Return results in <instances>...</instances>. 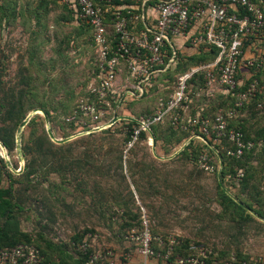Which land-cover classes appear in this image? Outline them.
Instances as JSON below:
<instances>
[{
    "label": "rangeland",
    "instance_id": "1",
    "mask_svg": "<svg viewBox=\"0 0 264 264\" xmlns=\"http://www.w3.org/2000/svg\"><path fill=\"white\" fill-rule=\"evenodd\" d=\"M41 3L46 2L0 0V14L4 7L15 11L9 23L0 27V96L22 90L38 104H46L51 114L48 125L56 138L84 133L63 143V150L67 151L62 150L64 154L58 151L56 158L48 155L45 162L51 169L41 168L30 177L33 178L30 183L24 177L11 178L2 173L1 185L13 189L12 199L17 203L14 215L20 229L34 239L40 240L42 235L68 247L74 233L89 230L84 242L96 252L109 248L117 254L120 264H140L135 252L136 241L124 238L120 230L125 206L122 201L129 199V209L145 213L149 229L169 232L173 237L207 241L211 247L239 251L264 264V225H261L264 217L252 208L253 214L244 208L257 221L252 220L240 228L231 220V211L235 208L221 203L217 187L219 152L212 145L209 147L217 156L211 158L214 171L197 172L195 163L185 158L172 160L186 141L174 146L160 143L156 147L152 145L149 129L146 139L130 153L136 138L131 143L124 141L128 131L126 123L106 126V119L102 128L92 130L99 127V122L91 124L92 114L80 110L86 89L95 82L88 61L93 55L92 48L84 37H78L76 22L65 18L69 13L63 4L46 3L49 4L46 9L40 7ZM73 38L78 39L70 46L69 40ZM129 104L121 108L125 110ZM155 104L148 96L143 102H132L131 107L146 105L150 109ZM35 108L43 107H33L26 116ZM237 120L246 121L253 137L255 130L264 128V108L255 109L254 114L244 110ZM43 129L48 136L43 115H33L22 130L21 145L43 136ZM261 146L258 142L250 165L253 168L263 165L261 189L264 191ZM121 154L123 161L119 160ZM11 155L12 164H18L16 153ZM36 156L44 157L39 153ZM132 172H136L134 184ZM227 182L224 186L248 208L251 203L248 198L255 204L252 195L240 191L237 180ZM232 183L238 186L229 189ZM2 222L0 218V224ZM133 231L137 234L141 230Z\"/></svg>",
    "mask_w": 264,
    "mask_h": 264
},
{
    "label": "built area",
    "instance_id": "2",
    "mask_svg": "<svg viewBox=\"0 0 264 264\" xmlns=\"http://www.w3.org/2000/svg\"><path fill=\"white\" fill-rule=\"evenodd\" d=\"M70 8H75L79 17L92 28V44L95 46V57L99 64V81L89 86L91 92L98 95L99 102L105 103L104 96L111 93L117 96L118 104L113 116L106 120L105 108H97L93 103L80 105L85 114H92V120L101 127L119 114L123 98L139 97L151 85L152 80L160 73L173 67L177 50L180 47L177 39L183 44L195 49L203 45H215L218 55L214 62L191 68L179 76L175 91L171 94L166 106L160 103V108L152 118H135L139 128L135 129L132 138H137L140 130H149L152 123L161 122L164 115L182 107L186 101V82L195 73L205 69L206 85L210 91L214 85L234 92L242 82L241 75L250 76L249 68L256 67L264 70V10L253 0H60ZM118 2V3H117ZM119 2L122 3L119 4ZM239 8L245 12L241 14ZM140 21L145 27L139 33L132 32L134 25ZM107 27L113 29L112 36L107 34ZM168 43L172 56L166 62L163 53L164 45ZM122 60L126 64L122 66ZM126 67L128 78L121 81L122 68ZM241 72V73H240ZM240 73V74H239ZM129 79V80H128ZM256 89L255 84L249 88V94ZM238 97L237 106L246 100L247 93ZM264 95V84L262 88ZM183 111L187 106L183 105ZM126 116V115H124ZM180 117H173L175 122ZM119 121V120H118ZM117 122V121H116ZM215 135L223 136L233 144L228 149L231 155L240 156L244 150L252 147L251 142L244 141L240 130L227 129V121L222 114L214 118ZM184 128L189 125H199L202 133L209 134V119L185 117ZM193 135V136H197ZM202 136V135H201ZM198 138V137H196ZM216 140V139H215ZM11 159L7 149L0 142V158ZM199 166L203 171L213 172L211 158L203 154L199 158ZM20 163L16 170H20ZM145 213L142 215V229L135 234L133 230L125 236L135 240L138 253L143 263L150 260L161 261L164 264H250L247 260L239 261L231 254L230 260H218L212 247L204 243H191L186 255L178 254L173 257L174 247L181 243L176 237L167 235L169 245L162 247L165 239L153 236L148 228ZM89 243L83 242L81 248L86 251ZM106 259L105 264H118L113 258V251L104 248L89 255L88 263L95 264L98 259ZM256 261V260H255ZM0 264H47L40 250L33 244H18L14 247L0 249Z\"/></svg>",
    "mask_w": 264,
    "mask_h": 264
},
{
    "label": "trees",
    "instance_id": "3",
    "mask_svg": "<svg viewBox=\"0 0 264 264\" xmlns=\"http://www.w3.org/2000/svg\"><path fill=\"white\" fill-rule=\"evenodd\" d=\"M44 1L51 4L55 2L63 4V7L69 13V16L65 17L67 18V21L71 20L76 22L78 37H84L92 48L93 55L90 56V59L88 61L91 67V77L93 76L95 79L94 83H97L99 81L98 74L100 68L95 57V46L91 41V26L79 17V14L75 8H70L60 0ZM253 1L256 4H260L262 9L264 10V0ZM95 2L98 3L97 0H95ZM46 3H41L39 5L42 8H46L47 5H49ZM119 4L122 5L121 2H119ZM14 12V10L8 11V8L5 7L2 8V14H0V27H2L4 24L7 25V23H9V17H14ZM239 12L243 14L245 11L242 8H239ZM134 26L135 27H133L131 30L136 34L145 29L140 21H138ZM107 34L112 36L113 29L111 27H107ZM77 39L78 38H73L69 40L68 44H70V46L73 45V43H75ZM177 51L176 61L173 67H169L167 70L160 72L152 80L151 85L144 91L141 96H131L129 98H123L119 108V110L121 109V111H119L121 112V114L126 116H133L137 119L152 118L161 107L160 103H163L166 106L167 102L170 100L171 94L175 91L179 76L187 73L193 67L202 66L214 62L215 58L218 55L219 49L213 44H201L195 47V49H193L191 52H181L180 50ZM163 53L167 62L168 59L172 56V50L168 43L164 45ZM125 65L126 64L122 60V66ZM205 72V69L200 70L197 73L193 74L187 80V99L183 103V105L187 106V109H185V111H183L182 105V107L177 108L175 112H167L161 122L152 123L150 125V130L154 133V146L157 147L160 143H162L163 146H174L177 143L180 144L182 141H187L193 135H202L207 143H205L200 138L191 139L172 160H175V158H185L188 162L195 163V166L199 169L197 172L203 171L199 166V158L203 154L208 155L210 158L217 157L214 154L213 150L209 147L210 145H212L222 156L223 167L221 170V177L223 183L226 184L229 180H237L240 191L242 193L252 195L251 198L255 199L254 204L253 200L248 198V200L251 202L250 204H248L250 209L252 208L258 215L264 217V191L261 189V185L263 184V165L260 164L257 168H253L250 165L251 158L255 156L253 155V152L258 142H261L263 145L261 146L262 148L259 151H261L262 154L264 153V128L262 130H255V135L251 137V128L250 126H246V121L237 120L241 115V112H243L244 110H249L254 114L255 109L264 108V95L262 93L264 84V70L258 69L256 67L249 68L250 76L247 77L246 75H241L242 82L237 86L234 92L225 91V88L219 85H214V89L210 91L209 86L206 85ZM125 78H128V73L126 67H123L121 71V81L124 82ZM252 84H255L256 89L249 94L246 91L249 90ZM243 92L247 93V98L246 100L242 101V104L240 106H237L236 103L239 101L238 97ZM148 96H150V102H152L154 99V103H156L155 105L151 106L150 109L146 108V105L143 108L131 107L132 102H143L144 98ZM103 99L105 103H100L98 95L95 92H91L89 88L88 90L86 89L84 103H93L97 108H105L106 119H109L113 116L115 107L118 104L117 96L109 93L105 95ZM129 103H131V105ZM123 104H129V107L123 110L121 108ZM35 106L43 107L48 113L49 118L51 117L46 104H38L37 100H35L34 97H29L28 93H25L22 90L17 93L13 92V94L5 95L4 97L0 96V142L5 146L11 158V153H16L17 128L28 111ZM76 107L77 105L72 109V113L73 110L76 109ZM142 109L145 110L143 111ZM140 112H142V114H140ZM177 113L180 114V117L178 116L177 120L174 122L173 117H175ZM217 114H222L225 117L227 121V129L240 130L244 135L245 142L251 141L252 143H254L252 144V147L248 150H244L243 154H241L240 156L229 154L228 148H233V144L229 142L225 137H217L215 135L214 118ZM187 116L209 119V134L207 135L202 133L198 124L189 125L185 129L183 127V121ZM90 121L91 124H94L95 122L93 120ZM116 123L127 124L128 131L126 133L124 141L131 143V140H133L132 136L134 134V131L135 129L139 128V125L135 121H132L130 119H121ZM43 131V136L36 137L34 138L35 140H32L31 142L23 143L22 150L25 162L24 168L21 173H13L11 170H9V168H7L5 160L0 158V218L3 219V222L0 224V249L14 247L18 244H33L40 250L47 264H89V255L96 252L95 248H93L91 245L88 246L86 251L81 248V244L84 242L86 234L87 232H89V230L74 233L71 238V246L69 247L64 243H54L49 239L43 238L42 235L39 236L40 240L39 238L34 239L32 236H30L29 233L20 229L19 223L15 219L14 212L17 203L12 199L13 189L11 188V186L1 185L2 173H5L8 177L11 178L24 177L26 178L27 182L30 183L33 179H30L31 176H34L37 172H39L41 168L48 167L46 166L47 162H45L48 160V155L49 158L50 156L51 158H56L58 151L64 154V152H61L63 150V144L52 142L46 135L45 129H43ZM147 135L148 131L140 130L138 137L136 138L137 142H135V140L132 143L129 152L132 153L133 151H135L137 144H139L141 140L146 139ZM109 149L107 150V152L110 151ZM36 153H39V156L43 155L44 157L39 158L38 156H36ZM119 160L123 161L122 154L119 156ZM154 160L156 161V159ZM13 166L17 168L18 164H13ZM121 166L122 163L120 164V167ZM48 169L51 168L48 167ZM131 174L134 184L137 181V178L134 176L136 172H132ZM230 185L232 186H228L229 189L238 186L236 183H232ZM217 187L221 192V203L228 208L231 206L235 208V210L232 208L233 210L231 211L232 215H230V218L231 220L236 222L237 227L241 228L252 220L257 221L252 214L246 211L242 206L235 202L233 198L225 193L218 181ZM136 191L141 195V191L139 192V188H137ZM127 201L130 200L127 199ZM127 201H122L125 206L121 214L123 220L120 223V230L123 231V234L121 235H123L124 238L131 232V230L136 229L137 231H140L142 229L143 213L140 210L132 212V210L129 209V203ZM261 225H264V223H262ZM150 231L154 237L161 236L165 239V243L162 247H157V245L154 243L155 248L164 249L169 245V241L166 239V236L170 235L169 232H160L154 228L150 229ZM176 237L181 240V243L178 246L174 247V251L169 263H171L175 255H186L188 253V246L191 243H204L206 246L211 247L209 243H207V241L190 240L185 237L182 238L181 236ZM212 248L217 255H212L211 257H216L218 260H230V256L231 254H233L239 261L247 260L250 264H260L259 262H257L258 260L255 261L252 257H248L247 255H244L239 251L223 250L214 247ZM136 250L138 251V245ZM113 258L117 261L118 264H120L118 261V256L114 251ZM124 258L126 259V257ZM131 259L129 260L131 261ZM141 260L142 258L140 259V264ZM155 262L157 264H164L161 261ZM105 263L106 259L104 258L95 261V264ZM165 264H168V262ZM232 264H238V261H234L232 262Z\"/></svg>",
    "mask_w": 264,
    "mask_h": 264
},
{
    "label": "water",
    "instance_id": "4",
    "mask_svg": "<svg viewBox=\"0 0 264 264\" xmlns=\"http://www.w3.org/2000/svg\"><path fill=\"white\" fill-rule=\"evenodd\" d=\"M35 114H42L43 117H44V120L46 122V125H47V133H48V136L51 138V140H53L54 142H56L57 144H63V143H66L68 141H70L72 138H74L75 136H78V135H81L83 134L84 132H80V133H77L73 136H69L67 138H56L52 132V130L49 128V118H48V114L47 112L45 111V109L43 108H35L33 109L23 120L22 122L19 124L18 128H17V131H16V155H17V158H18V161L20 163V170H16V168L13 166L12 164V161L10 158L8 157H5V163L7 165V168H9V170H11L13 173L15 174H19L21 173V171L23 170L24 168V158H23V150H22V145H21V133H22V130L24 128V126L29 122V120L31 119V117ZM121 119H132L131 117L129 116H123V115H119V114H115L114 117L106 124V126H110L112 124H114L116 121L118 120H121ZM104 126V125H103ZM102 126V127H103ZM102 127H96V128H93L92 130H97V129H100ZM200 138L201 140H203L204 142L205 139L203 136L201 135H197V136H192L191 138H189L182 146L181 149L184 148V146L193 138ZM150 138H152V145L154 146V135L152 133V131L150 130ZM207 143V142H206ZM2 144V143H1ZM3 145V144H2ZM4 146V145H3ZM5 147V146H4ZM216 151V150H215ZM217 152V151H216ZM217 156L219 158V161H220V169L218 171V174H217V178H218V182L221 186V188L231 197L233 198L240 206H242L243 208L249 210V212H251L253 214V211H251L250 208H248L240 199L236 198L223 184V181H222V177H221V170H222V166H223V162H222V159H221V156L219 153H217Z\"/></svg>",
    "mask_w": 264,
    "mask_h": 264
},
{
    "label": "crops",
    "instance_id": "5",
    "mask_svg": "<svg viewBox=\"0 0 264 264\" xmlns=\"http://www.w3.org/2000/svg\"><path fill=\"white\" fill-rule=\"evenodd\" d=\"M177 44H178V46L180 47V51H181V52H191V51L193 50L192 48H190V47L184 45V44H183V40H182L181 38L177 39ZM135 252L138 253L137 250H136ZM137 258H138V260L140 261L141 257H140V255H139V253L137 254ZM142 263H143V260H141V264H142ZM148 264H157V263H156L155 261L150 260Z\"/></svg>",
    "mask_w": 264,
    "mask_h": 264
}]
</instances>
